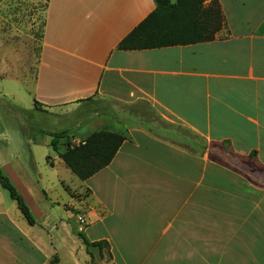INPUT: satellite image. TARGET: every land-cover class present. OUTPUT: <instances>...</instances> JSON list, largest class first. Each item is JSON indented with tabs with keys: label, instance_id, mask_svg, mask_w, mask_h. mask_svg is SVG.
<instances>
[{
	"label": "crops",
	"instance_id": "crops-1",
	"mask_svg": "<svg viewBox=\"0 0 264 264\" xmlns=\"http://www.w3.org/2000/svg\"><path fill=\"white\" fill-rule=\"evenodd\" d=\"M44 1L26 99L60 124L36 133L67 136L52 145L50 134L34 135L25 159L0 118V171L34 219L0 185V264L54 255L90 264L77 213L89 241L108 243L94 264H264V174L248 167L252 152L264 167V0H218L226 27L212 41L142 50L117 44L154 0ZM99 130L126 139L107 166L70 187L57 168L66 167L67 140ZM212 143L223 144L219 162ZM39 146L51 173L33 164Z\"/></svg>",
	"mask_w": 264,
	"mask_h": 264
},
{
	"label": "trees",
	"instance_id": "trees-1",
	"mask_svg": "<svg viewBox=\"0 0 264 264\" xmlns=\"http://www.w3.org/2000/svg\"><path fill=\"white\" fill-rule=\"evenodd\" d=\"M155 8L117 44L119 50H142L166 46L208 42L216 39L226 27L221 4L218 0H154ZM52 136V145L64 136L66 131L46 132ZM126 136L107 130L89 134L79 143L67 140L66 149L60 154L65 166L80 180H86L113 159ZM223 144L212 143L209 156L219 162L218 149ZM248 167L253 172L264 174V167L257 164L255 153L249 155ZM0 185L10 197L29 224H34L30 211L14 186L0 171ZM87 253L94 259L103 258V248L108 243L103 240L89 241L82 234ZM49 264H58V257L53 256Z\"/></svg>",
	"mask_w": 264,
	"mask_h": 264
},
{
	"label": "rangeland",
	"instance_id": "rangeland-1",
	"mask_svg": "<svg viewBox=\"0 0 264 264\" xmlns=\"http://www.w3.org/2000/svg\"><path fill=\"white\" fill-rule=\"evenodd\" d=\"M44 5V0H0V118L14 145L25 159L27 158V147L24 144H27L34 135L43 134L41 138H46L44 134L47 133L34 131L36 126H48L53 130L60 127L56 116L38 114L36 110L31 109L26 99L28 86L35 72L34 57L38 53ZM115 107L121 110L122 106ZM44 151L46 149L43 146L32 148L33 164L38 170L51 173L56 170V167L52 169L45 163L44 156H42ZM47 152L51 156L55 155V150L51 147L47 148ZM57 165L60 164L57 163ZM57 168L60 169L61 175L70 187L80 182V179L64 165L62 169L58 166ZM60 186L53 184L52 195H62ZM81 194H85L84 190ZM66 196L68 200L69 195ZM71 223L74 228L73 221ZM74 234L80 237L79 231L75 229ZM80 234L86 237L84 232L80 231ZM138 261L140 260L130 262L138 264Z\"/></svg>",
	"mask_w": 264,
	"mask_h": 264
},
{
	"label": "built area",
	"instance_id": "built-area-1",
	"mask_svg": "<svg viewBox=\"0 0 264 264\" xmlns=\"http://www.w3.org/2000/svg\"><path fill=\"white\" fill-rule=\"evenodd\" d=\"M76 220L78 224V231H83L86 225V217L81 213H77Z\"/></svg>",
	"mask_w": 264,
	"mask_h": 264
}]
</instances>
